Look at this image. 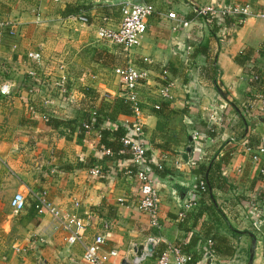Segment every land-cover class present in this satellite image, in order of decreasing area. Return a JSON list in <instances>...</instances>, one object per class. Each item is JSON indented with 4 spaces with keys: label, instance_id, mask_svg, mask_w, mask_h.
<instances>
[{
    "label": "crops",
    "instance_id": "1",
    "mask_svg": "<svg viewBox=\"0 0 264 264\" xmlns=\"http://www.w3.org/2000/svg\"><path fill=\"white\" fill-rule=\"evenodd\" d=\"M74 3L0 0V22H12L17 30L14 36L5 33L0 49V86L10 85L8 95L0 94V264H83V246L66 244L70 232L50 214H37L31 194L61 216L82 219L84 243L102 235L100 255L106 264H131L135 247L150 236L161 239L156 252L179 245L195 264H264V236L255 227L264 220V155L251 161L264 138V109L256 103L243 111L264 87L255 88L238 61L246 57L264 77V19L232 23L211 38L210 28L194 12L248 5L260 13L264 0H150L155 12L140 46L129 53L96 36L100 27L116 28L120 15L103 25L96 18L81 23L63 17L65 5ZM167 12L187 26L168 20ZM205 43L207 54L196 53ZM28 52H39L41 61L30 63ZM125 66L148 72L138 90L137 118L152 163L164 171L160 176L150 169L159 195L158 228L136 209L139 188L125 175L123 162L108 163L105 171L98 137L93 131L80 137L77 128L103 100L121 98L114 69ZM29 71L36 76L29 77ZM166 81L172 83L170 101L158 95ZM84 88L95 95H84ZM155 105H162L159 116ZM43 116L63 125L52 129ZM117 119L125 125L135 117ZM207 125L215 126L213 137L207 136ZM80 161L91 167L77 169ZM212 161L221 163L224 179L214 178L216 188L194 194L195 165ZM92 168L100 170L99 177L89 174ZM18 192L26 205L14 213L10 201ZM186 203L194 205L178 219ZM209 240L214 258L208 257ZM113 251L117 257L109 256ZM147 263L155 264V255Z\"/></svg>",
    "mask_w": 264,
    "mask_h": 264
},
{
    "label": "built area",
    "instance_id": "2",
    "mask_svg": "<svg viewBox=\"0 0 264 264\" xmlns=\"http://www.w3.org/2000/svg\"><path fill=\"white\" fill-rule=\"evenodd\" d=\"M52 4L61 3L62 0H45ZM120 21L116 28L100 27L96 30V36L99 41L109 42L122 49L123 52L129 53L133 49L140 46L141 40L146 33L147 19L151 17L155 9L151 4H144L143 6L134 5L131 2H119L118 3ZM195 14L199 17H203L204 24L207 27H211L212 20L221 15L222 17L230 18L233 20V24L239 25L243 23L249 17H257L264 19V12L253 13L248 5H237L231 8L215 9L213 7H205L194 10ZM166 18L168 20L179 23L182 27L187 26V22L178 19L173 12H167ZM81 23H87V19L84 16L76 18ZM232 25V24H231ZM16 25L12 22L1 21L0 22V49L3 44V38L5 33L9 36L16 34ZM26 57L30 63H39L41 61V55L39 52H28ZM146 61V59H145ZM114 74L120 80V96L132 104V116L135 120L132 123L125 124L131 125L132 131L136 136V140L131 142L130 139H124V145L131 146V164L136 166L137 170L132 173L128 169L124 171L125 175L132 177L138 185L139 193L136 201V209L149 217V223L152 228H158V207H159V195L155 187L154 180L152 179L151 170L146 166L145 160L146 149L143 145V128L138 122V116L140 115L139 107V92L142 82L148 79V72L146 70H140L134 66H125L114 69ZM29 77H35L34 71L28 72ZM61 83V82H60ZM62 84V83H61ZM58 84L61 91H64V87ZM171 82H165L162 87L158 89V95L162 100L170 101L172 99L171 94ZM10 91V85L5 83L0 86V94L8 95ZM31 94L32 90H28ZM109 98V96H105ZM258 108L264 109V93L256 95ZM154 109L158 110L159 106L155 105ZM43 120L46 122L47 117L43 116ZM85 134L92 132V128L88 124H83ZM195 137L197 134L194 135ZM103 154H109L108 150L103 151ZM264 155V138H262L255 151L252 154L251 161L257 163L260 157ZM158 169H161L158 166ZM89 174L93 177H99L101 172L98 168H92L89 170ZM260 174L264 175V169H260ZM33 200V208L37 214L44 212L50 214L54 219L59 221L60 227L70 232V236L65 239V243L73 245L79 243L83 246L82 261L83 264H106V258L100 255V249L104 243L102 235H96L91 242L84 243L83 236L85 233L86 225L82 219H79L71 215H60V212L52 207L49 203L36 197V195H30ZM26 205V199L20 192L13 195L10 201V207L14 213L21 212ZM182 204H180L181 206ZM194 204L186 203L182 205L181 211L177 214L178 219H183L184 211L191 208ZM259 222L255 223V227L259 226ZM161 239L158 237L150 236L146 239V242L142 246V251L139 255L134 253L131 260V264H148L147 261L152 259L155 255V264H187L191 261V256L185 254L179 245L167 244L166 247L156 252L157 246L160 244ZM208 257L214 258L215 254L212 251V242L208 241ZM151 245L153 251L149 252L147 246ZM136 248V247H135ZM24 251V250H23ZM111 257H117V252L113 251L109 253ZM119 264V263H114Z\"/></svg>",
    "mask_w": 264,
    "mask_h": 264
},
{
    "label": "trees",
    "instance_id": "3",
    "mask_svg": "<svg viewBox=\"0 0 264 264\" xmlns=\"http://www.w3.org/2000/svg\"><path fill=\"white\" fill-rule=\"evenodd\" d=\"M150 0H144L145 4H150ZM95 10V15L90 16V11ZM61 15L63 17H74L78 18L79 16H84L87 19V22H90L92 18L100 19L101 24L107 20H118L119 9L116 6L112 5H91V4H66L63 11H61ZM202 20L204 19L201 17ZM233 23V20L230 18L222 17L221 15L216 16L211 23V27L209 30L210 37L215 38L217 32L220 28L224 26H229ZM208 43L202 44L198 46L196 53L206 55L208 51ZM242 65L244 72L249 74L250 80H252V85L255 88L264 87L263 85V75L255 69V67H250L248 64L249 59L246 57H242L241 60H238ZM84 95H95L93 91L89 88H84L82 90ZM257 103L256 96L253 95L249 98L248 102L244 105L243 111L249 110L251 107H255L254 105ZM156 115L159 116L162 112V105H160L159 109L156 110ZM132 104L125 100L124 98H116L113 101L103 100L101 105L96 110H91L88 113H85L82 117V120L77 123V128L79 129V136L83 137L85 134L83 124H88L92 131L99 139L98 143V152H101L100 161L103 165L104 170L110 169L108 167V163L116 162L118 165L120 162H123L124 168L122 170H129L134 173L137 168L131 164V146L124 145V139H130L131 142L136 140V136L134 135L131 125H124L118 121V116H130L132 115ZM46 124L48 127L52 129H57L59 126L63 125V121L58 119H53L47 117ZM110 126L109 128L107 126ZM206 134L209 137H213L215 135V126L207 125ZM108 150L109 154H103L102 152ZM145 160L147 161L146 166L152 169L156 174L162 176L164 175L163 169L158 170V166H154L152 163V157L146 151L145 152ZM116 165V166H117ZM90 164H83L82 161L78 163L77 169L89 168ZM264 169V168H263ZM193 175L196 178L195 186H194V194L208 193L215 186V179L223 180L224 178L221 176V163L214 164V162L205 164H196L194 170L192 171ZM262 179L264 180V175L261 174ZM234 234H240L236 231H233ZM210 241V240H209ZM212 251L214 254L216 253L214 246L212 245ZM187 264H195V260L192 259Z\"/></svg>",
    "mask_w": 264,
    "mask_h": 264
},
{
    "label": "water",
    "instance_id": "4",
    "mask_svg": "<svg viewBox=\"0 0 264 264\" xmlns=\"http://www.w3.org/2000/svg\"><path fill=\"white\" fill-rule=\"evenodd\" d=\"M119 2H131L132 4L138 5V6H143L145 4L144 0H91V4H93V5H113V4H116ZM219 93L224 96V93H222L221 91H219ZM257 231L260 232L264 236V220L257 227ZM142 248H143L142 246L136 247L135 248V254L139 255L140 252L142 251ZM147 250L149 252H152L153 247L151 245H148ZM122 264H126V263L123 262Z\"/></svg>",
    "mask_w": 264,
    "mask_h": 264
},
{
    "label": "rangeland",
    "instance_id": "5",
    "mask_svg": "<svg viewBox=\"0 0 264 264\" xmlns=\"http://www.w3.org/2000/svg\"><path fill=\"white\" fill-rule=\"evenodd\" d=\"M74 1H75V0H62L61 2H64V3H67V2L74 3ZM90 1H91V0H77L76 2H79L80 4H81V3H82V4H84V3H86V4H90ZM54 5H61V4L58 3V4H54Z\"/></svg>",
    "mask_w": 264,
    "mask_h": 264
}]
</instances>
